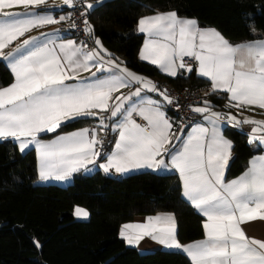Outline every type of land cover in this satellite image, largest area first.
I'll use <instances>...</instances> for the list:
<instances>
[{"label": "crops", "instance_id": "1", "mask_svg": "<svg viewBox=\"0 0 264 264\" xmlns=\"http://www.w3.org/2000/svg\"><path fill=\"white\" fill-rule=\"evenodd\" d=\"M102 1L85 0V8ZM72 5L0 0V59L13 77L0 87V139L35 150L42 184L67 185L96 170L177 174L182 197L202 218L203 236L180 243L174 214L158 212L121 225L127 246L177 250L192 264H264V37L232 44L174 12L139 19L141 60L168 76L194 70L226 100V111L207 101L195 105L200 119L177 129L165 115L167 92L154 80L128 69L99 39L86 47L69 34ZM78 117L95 118V131L59 130ZM100 129L114 134L104 156ZM226 129L246 132L252 147L262 148L229 179L233 142ZM74 213L87 211L77 206Z\"/></svg>", "mask_w": 264, "mask_h": 264}, {"label": "trees", "instance_id": "2", "mask_svg": "<svg viewBox=\"0 0 264 264\" xmlns=\"http://www.w3.org/2000/svg\"><path fill=\"white\" fill-rule=\"evenodd\" d=\"M88 12L86 24L94 45L99 39L131 71L175 88L208 84L194 70L168 76L141 60L140 18L174 12L219 30L236 45L264 37V0H104ZM12 79L0 59V87ZM207 102L211 109L227 110L225 98L214 92ZM94 119L78 117L59 130L87 127ZM225 132L233 142L226 168L229 179L262 148L252 147L246 132ZM77 206L86 209V216L74 213ZM158 212L174 214L180 243L203 236L202 218L182 197L177 174L139 171L114 178L96 170L76 175L67 185L42 184L35 150H20L14 140L0 139V264H192L177 250L141 251L127 246L121 225Z\"/></svg>", "mask_w": 264, "mask_h": 264}, {"label": "built area", "instance_id": "3", "mask_svg": "<svg viewBox=\"0 0 264 264\" xmlns=\"http://www.w3.org/2000/svg\"><path fill=\"white\" fill-rule=\"evenodd\" d=\"M88 10L85 8V0H73V5L70 9V24L68 32L75 37L82 45L93 47L94 41L88 30L86 21L88 19ZM55 18V16H54ZM185 62L191 63L193 59L189 56H184ZM158 87L165 90L166 99L163 102L165 115L170 123L175 128L189 127L200 119V114L195 109V105L207 101L209 95L213 93L212 89L207 85L198 87L184 86L175 88L165 82L157 84ZM138 122H141L139 116L135 115ZM89 132L95 131V126L89 124L87 126ZM114 139V134L106 129L98 131V140L100 154L104 156L110 149ZM105 174L119 178L120 173L108 170ZM264 252V247L262 248Z\"/></svg>", "mask_w": 264, "mask_h": 264}, {"label": "rangeland", "instance_id": "4", "mask_svg": "<svg viewBox=\"0 0 264 264\" xmlns=\"http://www.w3.org/2000/svg\"><path fill=\"white\" fill-rule=\"evenodd\" d=\"M255 143V142H254Z\"/></svg>", "mask_w": 264, "mask_h": 264}]
</instances>
